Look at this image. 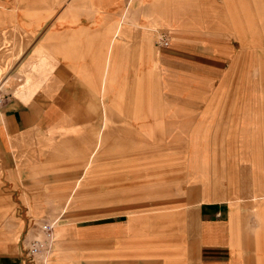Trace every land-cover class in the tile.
Listing matches in <instances>:
<instances>
[{"label":"rangeland","instance_id":"374dc122","mask_svg":"<svg viewBox=\"0 0 264 264\" xmlns=\"http://www.w3.org/2000/svg\"><path fill=\"white\" fill-rule=\"evenodd\" d=\"M242 2L254 14L253 29L256 26L263 33L264 23L262 26L259 20L264 16V0ZM90 4V0H0V30H4L1 34L10 37V44L4 49L7 51L1 53L11 54L12 59L20 50L34 47L63 10L70 18L66 25L79 24ZM210 4L213 7L208 10L214 22L209 30L214 28L216 32L183 34L178 46L173 45L174 33L157 32L153 43L146 35L144 48L139 50L140 65L127 84L124 55L117 40L121 33L117 37L112 34L115 44L111 56L114 61L118 56L113 81L107 75L111 71L109 65L103 71L108 48H74L67 32L65 37L50 33L41 42L35 50L37 56L46 53L52 59L63 60L89 86L94 84L95 65L101 64L102 87L114 88L113 109L117 112L110 117L111 127L105 129L101 99L91 100L88 105L93 112L83 114L86 128L82 131L93 137L102 130L103 146L93 154L98 138L95 141L89 136L80 145L63 150L57 146L53 154H46L39 176H10L12 171L20 172L22 166L17 154L9 155L0 145V258L19 256L21 264H35L28 250L34 239L44 237L41 227L45 224L53 225L56 233L58 226L68 221L88 222L118 215L175 217L199 201L200 195L185 200V188L191 179L223 184L226 173L231 185L237 186L236 178L229 174L234 153L248 152L252 146L244 142L251 135L258 136V132L249 129L251 124L259 126V115H250L249 107L261 104L264 111V44L254 48L252 41L243 47L236 32L218 31L215 25L221 23L220 16L225 14L224 2L212 0ZM41 14L47 16L44 27L26 44L22 34L15 32L20 29L14 26L30 19L25 24L33 30L40 29ZM59 18L53 30L58 27ZM84 34L81 32V39ZM103 35L96 37L94 43L100 44ZM51 41L58 42L48 49L46 45ZM165 54L170 59L178 57L187 68H166L159 61ZM14 69L12 65L9 72L5 69L0 75V124L9 92L18 84L17 78L9 79ZM254 85L258 87L257 94L252 96ZM183 108L189 112L184 113ZM67 155L74 160H65ZM217 188V195L224 193L221 184ZM260 198H264V192L254 199ZM231 219L237 233V214ZM257 219L262 233L255 242L257 264H264L263 210ZM240 243L238 238L233 240L234 250L241 249ZM50 256L40 258L37 264H50Z\"/></svg>","mask_w":264,"mask_h":264},{"label":"crops","instance_id":"0c3cea01","mask_svg":"<svg viewBox=\"0 0 264 264\" xmlns=\"http://www.w3.org/2000/svg\"><path fill=\"white\" fill-rule=\"evenodd\" d=\"M211 1L90 0L93 8L90 4L88 14L81 16L79 24L66 25L70 20L69 14L65 10L61 11L34 47L18 50V56L12 59L11 54L4 56L1 53L7 49L5 45L9 46L10 37L2 35L4 30H0V75L6 72L5 69L9 72L13 65L15 69L9 79H18L16 87L9 92L4 108V121L0 124V145L8 154H17L22 166L20 172L12 171L10 176H39L42 174L41 165L46 154H53L58 147L63 150L71 145H80L81 140L89 136L82 131L86 128L83 114L93 112L88 103L97 97L101 99L104 109L103 127H111L110 117L117 112L113 109L114 88H103L101 78L105 65H109L108 71H111L107 75L111 81L114 80L118 56H115V61L111 56L115 44L113 33H116V37L118 33L122 34L117 40L121 42L119 47L124 55L127 84L130 78L133 80L136 68L140 65L139 50L144 48L146 35L153 43V34L157 32L174 33L173 45L178 46L181 39H184L183 34L204 35L216 32L214 28L209 30V25L214 22L210 19L213 16H210L208 10L213 7ZM222 1L225 14L220 16L221 23L215 25L218 26V31L236 32L243 47L252 41L254 48L261 47L264 44V32L260 33L256 26L253 29L254 14L249 12L242 0ZM41 17L43 25L40 29L33 30L25 24L29 18L14 26V29H20L15 32L22 34L20 37L26 44L43 29L47 16L41 14ZM229 17L234 19L230 20ZM58 18L59 25L53 30ZM259 21L263 26L264 16ZM66 32L68 37L71 36L74 48H108L103 71L101 64L95 65V80L90 86L63 60L52 59L46 53L41 56L35 53L50 33L65 37ZM81 32L85 33L83 39ZM101 34L104 35L97 45L94 43L95 39ZM57 42L51 41L46 47L51 49ZM82 43L84 44L81 45ZM2 56L5 58L1 62ZM167 58L166 54L165 57H159L160 63L166 68H187L178 57ZM7 65L9 67L4 69ZM129 67L131 68L128 69ZM252 88L250 92L255 96L258 87L254 85ZM125 107L128 108V102ZM126 108L127 113L129 110ZM262 109L261 104L249 107L250 115L254 112L259 115V126L251 124L249 129L258 132V136L251 135L244 142L252 146L248 152L234 153L233 170L229 174L236 178V187L231 185L230 176L226 173L223 174L226 178L223 184H209L207 181L202 183L191 179L190 185L186 184L185 200H193L200 195L197 199L199 201L193 208L181 210L175 217L167 219L118 215L103 220L62 223L58 226V232L53 233L46 253V257L52 254L50 264H257L255 242L258 234H262L257 215L260 210L264 212V198L259 201L254 199L264 192ZM183 112L187 113L189 109L183 108ZM62 130H67V133ZM96 137L98 141L93 154L105 142L102 130L91 138L96 141ZM64 159L74 160L70 155ZM220 184L225 190L217 195L215 191ZM233 214H237L239 221L237 233L231 219ZM235 238L241 241L239 251L232 247ZM0 264H21V260L19 256H5L0 258Z\"/></svg>","mask_w":264,"mask_h":264},{"label":"built area","instance_id":"2783aa9c","mask_svg":"<svg viewBox=\"0 0 264 264\" xmlns=\"http://www.w3.org/2000/svg\"><path fill=\"white\" fill-rule=\"evenodd\" d=\"M41 230L43 232V238L34 239L29 246L28 255L32 258L33 262L37 264V260L44 258L49 251L50 243L53 237V225H42ZM41 261V260H40Z\"/></svg>","mask_w":264,"mask_h":264}]
</instances>
